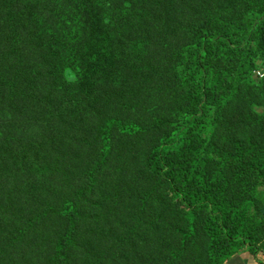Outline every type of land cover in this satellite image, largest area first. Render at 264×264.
I'll list each match as a JSON object with an SVG mask.
<instances>
[{
	"label": "trees",
	"instance_id": "16d2710c",
	"mask_svg": "<svg viewBox=\"0 0 264 264\" xmlns=\"http://www.w3.org/2000/svg\"><path fill=\"white\" fill-rule=\"evenodd\" d=\"M95 1L0 0V138L19 134L25 145L23 137L38 131L40 141L51 140L35 117L17 119L5 103L13 97L22 104L25 96L28 110L44 107L64 88L52 75L60 68L71 92L67 107L78 113L69 122L74 141L95 151L74 199L58 208L62 233L50 243L31 239L23 234L33 228L31 219L27 225L12 220L0 233V255H8L0 264H18L16 256L36 264L42 241L60 264H185L195 245L202 246L206 264H226L245 251L256 256L264 243V212L246 188L264 190V75L256 74L264 67V0H199L203 13L184 25L176 13L156 12L162 0H106L101 8ZM138 19L141 28L134 31ZM65 42L73 58L57 60L56 68L42 65L45 60L38 65L40 56ZM37 65L44 68L41 88L34 87ZM236 102L246 108L227 116ZM173 104V114L161 108ZM254 128L258 139L250 138ZM123 175L147 184V194L125 202L114 189V204L104 203V192L93 199L98 183L113 186ZM5 178L0 209L8 206L12 179ZM84 202L93 204L84 216L95 208L90 218L112 220L105 229L116 226L120 214L114 241L100 248L98 239L114 228L99 234L95 222L92 229L83 225L88 237L82 246L75 233L82 229ZM154 206L171 212L176 228L185 226L179 244L169 245L155 230Z\"/></svg>",
	"mask_w": 264,
	"mask_h": 264
},
{
	"label": "rangeland",
	"instance_id": "374dc122",
	"mask_svg": "<svg viewBox=\"0 0 264 264\" xmlns=\"http://www.w3.org/2000/svg\"><path fill=\"white\" fill-rule=\"evenodd\" d=\"M116 1L117 0H115V2ZM162 1V6H158L156 12L160 15L163 13L164 17H167L169 13H176L182 24L188 16H191L192 20L198 18L203 13V8L205 7V5L199 0ZM95 2L97 6L101 8L106 0H96ZM109 3L113 2L109 0ZM183 7L188 11L186 12ZM139 23V19L132 20L131 25L134 31H138L139 28H141ZM148 35L151 36L150 33H148ZM156 35H160V33H156ZM161 39L162 38L156 41L158 42ZM67 45H70V43L65 42V44L61 43L55 45L53 47L54 50H52L49 55L48 53H45L39 57L38 65L42 64L45 60L42 65L47 66L48 63L54 62L56 68L57 60H65L64 58L68 59V57L73 58L75 53L74 51L71 52V47L68 46L67 48ZM68 50L69 54H67ZM137 54L140 55L139 53ZM82 55L85 56L86 54L82 53ZM50 68L53 69V66L50 65ZM67 68H70L69 61H67V65L64 66V73ZM43 70L44 68H39V66L36 68V84L34 87H42L40 76H42ZM54 70L55 71L52 72V75L58 76V79L61 81V85L64 86V88L60 90L59 94L54 93L53 98H49L47 105L28 110L25 103L27 98L25 96L23 97L24 102L22 104L17 103L18 99L15 101L13 97H11L10 102L5 103L8 107H14L17 119H22L21 117L32 119L35 117V121L44 127L43 130H45L46 133L48 132L51 136V140L49 142L44 139L40 141L38 138V131H32L30 135L23 137L25 145H20L19 134H8L0 138V182H5V177L12 179L10 180L7 178L9 185L7 183V190H5V192L8 195V206L14 207L13 209L9 208L7 205H2V208L0 209V233L4 230L6 225L10 226V221L18 220L27 225V221L30 218L33 228L30 231H28L29 229L23 230V234L26 235L29 233L31 239H35V237L38 238V240L42 237L50 238L51 240H48L49 243L55 235L62 233V223L59 221L56 214L58 208L65 207L66 203L74 199L76 190L75 185L79 183L78 177L82 175L83 171L87 172L91 168V164L88 165V163L95 154V151H93V153L89 152L87 147L79 148V143L74 141L73 131L71 127H69V122L78 115L77 109L67 107L66 102L71 98V92L63 84V80H65L63 69L60 70V68H56ZM256 74L264 75V67L258 68ZM76 82L77 80L71 84L75 85ZM29 87L31 88L32 86L30 85ZM39 96L40 98L43 97V95ZM236 103V106L228 112L227 116H232L246 108L243 102ZM175 105L176 104H173L168 108H165L166 106L163 105L161 108L164 109L165 113L168 114L169 111L170 114H173V107ZM256 111L261 114L263 109L258 106L256 107ZM256 119L261 121L260 117H256ZM52 120H54V123L49 125ZM238 120H240V117L236 118L235 122ZM0 123H2V121H0ZM253 134L250 133V138L258 139L255 136V128ZM137 142L138 141H134L133 143ZM85 166L86 168L84 169ZM99 174L100 173L97 172V175ZM247 185L248 187L246 190L249 191V193L250 191L252 192L254 202L257 203L264 212V190L255 192V190H252L254 187L250 183H247ZM114 189L117 191V195H121L120 199L125 202L129 201L128 199L135 200L134 195H140L142 193V195L145 196L148 191L147 184H136L133 181V176L123 175L113 186L105 181L98 183L97 187L94 189L95 194L93 195V199L97 200L101 198V193L104 192L108 198H111V200L107 198L104 203L111 201V203L114 204V202H116V197L114 196L115 193H113ZM141 197L142 196H139L138 199ZM82 205L84 216V213L89 209L88 207H92L93 204L84 202ZM164 205L166 206V204ZM102 207L105 209L104 205ZM95 210L97 209H92L88 217L84 216L82 218L79 222L82 229L77 234L75 233V235L80 238V242L84 248L86 244H83V238L87 235L84 226L92 229V225H94L95 222H98L101 226L98 227L95 225V228L98 229V232H96L100 234L102 233V230L109 227L112 223V220L104 223V220H96L94 217L90 218L91 215L97 214ZM154 211L156 212V217L158 219L157 227H154L155 230L165 237L169 245H172L177 241V244H179L183 240V235L180 234V231L181 229H185L182 222L179 224V227L176 228L179 222L177 219L175 221L171 217V212H168L161 206H154ZM108 219L109 216L106 218V221ZM119 221L120 214H118L117 225L105 229L108 232L114 228V234H107L104 238L100 240L98 239V246L100 245V248L103 244L115 240L120 228ZM17 234L18 232L14 231L13 236L15 237ZM90 242L93 243L92 240H90ZM41 243L44 244V246L42 245L35 250L37 251V254L42 255L43 258H32L34 263L60 264L57 262L56 258H54V252H51L48 248L49 244L44 241ZM34 246L35 243L31 242L28 245L27 250L32 249ZM71 246L73 245L71 244ZM47 251H49V253ZM191 251L192 249L190 250L189 255L184 258L185 264H206V259L204 258L205 254L202 252V246L195 245L194 252L191 253ZM97 252L100 253L98 250ZM244 253H249L253 258L257 259L259 264H264V243L258 246L256 256H253L247 251ZM7 256V254L0 255V260H3ZM11 258L14 259V256ZM15 259L18 264H25V262L19 261L18 256H16ZM30 259L31 258H27L26 261L30 262ZM1 264H3V262H1Z\"/></svg>",
	"mask_w": 264,
	"mask_h": 264
},
{
	"label": "crops",
	"instance_id": "0c3cea01",
	"mask_svg": "<svg viewBox=\"0 0 264 264\" xmlns=\"http://www.w3.org/2000/svg\"><path fill=\"white\" fill-rule=\"evenodd\" d=\"M226 264H259L257 259L253 258L249 253H240L234 256L228 263Z\"/></svg>",
	"mask_w": 264,
	"mask_h": 264
}]
</instances>
